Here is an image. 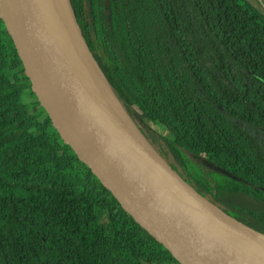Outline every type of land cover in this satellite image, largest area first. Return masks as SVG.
<instances>
[{"label":"trees","instance_id":"1","mask_svg":"<svg viewBox=\"0 0 264 264\" xmlns=\"http://www.w3.org/2000/svg\"><path fill=\"white\" fill-rule=\"evenodd\" d=\"M68 1L150 144L264 236V16L245 0ZM0 264H179L63 142L1 19Z\"/></svg>","mask_w":264,"mask_h":264},{"label":"water","instance_id":"2","mask_svg":"<svg viewBox=\"0 0 264 264\" xmlns=\"http://www.w3.org/2000/svg\"><path fill=\"white\" fill-rule=\"evenodd\" d=\"M0 19L63 142L179 264H264V236L187 183L125 112L68 0H0Z\"/></svg>","mask_w":264,"mask_h":264},{"label":"rangeland","instance_id":"3","mask_svg":"<svg viewBox=\"0 0 264 264\" xmlns=\"http://www.w3.org/2000/svg\"><path fill=\"white\" fill-rule=\"evenodd\" d=\"M245 1L250 3L254 8H256L264 16V1L263 0H245ZM155 130H157V128H155ZM162 134L165 135V133H163V132H162ZM240 199L244 203H249V201L247 199H245V200H243L242 198H240Z\"/></svg>","mask_w":264,"mask_h":264}]
</instances>
